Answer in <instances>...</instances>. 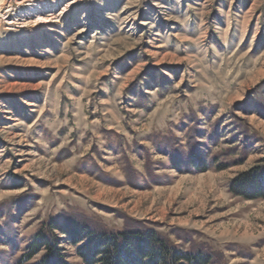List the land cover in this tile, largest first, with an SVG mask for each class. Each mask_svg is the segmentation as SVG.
<instances>
[{
	"label": "rangeland",
	"instance_id": "rangeland-1",
	"mask_svg": "<svg viewBox=\"0 0 264 264\" xmlns=\"http://www.w3.org/2000/svg\"><path fill=\"white\" fill-rule=\"evenodd\" d=\"M257 167L264 0H0V264L53 220L264 264Z\"/></svg>",
	"mask_w": 264,
	"mask_h": 264
},
{
	"label": "trees",
	"instance_id": "trees-1",
	"mask_svg": "<svg viewBox=\"0 0 264 264\" xmlns=\"http://www.w3.org/2000/svg\"><path fill=\"white\" fill-rule=\"evenodd\" d=\"M199 168V173L207 172ZM229 191L247 201L264 200V173L253 168L232 180ZM75 248L80 264H210L203 252L181 250L152 228L97 232L76 221H51L27 246L23 261L42 254L37 264H72L67 261L63 239Z\"/></svg>",
	"mask_w": 264,
	"mask_h": 264
}]
</instances>
